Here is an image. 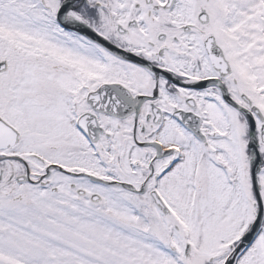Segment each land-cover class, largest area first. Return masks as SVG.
<instances>
[{
    "label": "snow or ice",
    "instance_id": "obj_1",
    "mask_svg": "<svg viewBox=\"0 0 264 264\" xmlns=\"http://www.w3.org/2000/svg\"><path fill=\"white\" fill-rule=\"evenodd\" d=\"M0 264H264V0H0Z\"/></svg>",
    "mask_w": 264,
    "mask_h": 264
}]
</instances>
